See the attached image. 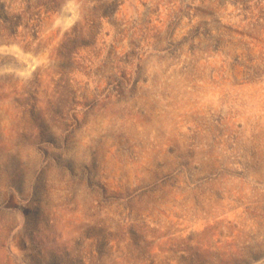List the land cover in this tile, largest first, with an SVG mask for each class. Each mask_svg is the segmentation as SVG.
<instances>
[{
    "label": "rangeland",
    "instance_id": "1",
    "mask_svg": "<svg viewBox=\"0 0 264 264\" xmlns=\"http://www.w3.org/2000/svg\"><path fill=\"white\" fill-rule=\"evenodd\" d=\"M0 264H264V0H0Z\"/></svg>",
    "mask_w": 264,
    "mask_h": 264
}]
</instances>
